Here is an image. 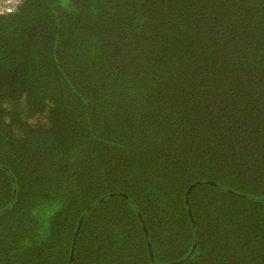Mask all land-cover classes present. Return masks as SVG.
<instances>
[{
  "label": "trees",
  "instance_id": "trees-1",
  "mask_svg": "<svg viewBox=\"0 0 264 264\" xmlns=\"http://www.w3.org/2000/svg\"><path fill=\"white\" fill-rule=\"evenodd\" d=\"M0 264H264V0L0 15Z\"/></svg>",
  "mask_w": 264,
  "mask_h": 264
},
{
  "label": "built area",
  "instance_id": "built-area-1",
  "mask_svg": "<svg viewBox=\"0 0 264 264\" xmlns=\"http://www.w3.org/2000/svg\"><path fill=\"white\" fill-rule=\"evenodd\" d=\"M24 0H0V15L14 13Z\"/></svg>",
  "mask_w": 264,
  "mask_h": 264
}]
</instances>
